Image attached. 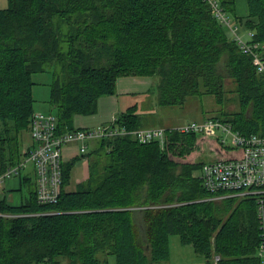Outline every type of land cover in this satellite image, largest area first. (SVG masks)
Returning <instances> with one entry per match:
<instances>
[{"label":"trees","instance_id":"trees-1","mask_svg":"<svg viewBox=\"0 0 264 264\" xmlns=\"http://www.w3.org/2000/svg\"><path fill=\"white\" fill-rule=\"evenodd\" d=\"M219 1L264 57V0H247L246 16L237 14V0ZM48 70L60 132L76 128V114L95 113L119 78L140 75L157 78L162 106L193 96L223 105L231 81L239 109L208 118L264 135V74L208 0H9L0 8V175L34 145L32 75ZM117 124L144 127L138 105ZM198 137L170 132L164 148L103 138L83 155L95 158L74 190L67 186L78 157L63 162L57 203L40 204L36 183L20 203L0 198V264H109L110 255L117 264H153L170 258L172 234L206 263L219 254V264H261L256 201L211 199L196 175L204 163ZM209 144L219 157L239 153Z\"/></svg>","mask_w":264,"mask_h":264},{"label":"built area","instance_id":"built-area-1","mask_svg":"<svg viewBox=\"0 0 264 264\" xmlns=\"http://www.w3.org/2000/svg\"><path fill=\"white\" fill-rule=\"evenodd\" d=\"M214 14L234 34L242 51L253 56V63L259 73L264 74V57L257 51L258 44L247 42L239 34L236 24L223 10L219 0H208ZM233 23V24H232ZM251 34V33H250ZM252 35V34H251ZM177 131L182 134L195 133L212 142L216 140L222 147L239 152L233 156L217 157L202 164L200 174L204 187L212 194L211 199L229 197L254 198L259 225V244L256 256L264 264V135L244 134L233 124L219 118L191 120L174 127H140L128 129L117 124V118L91 127H76L59 131L58 115L52 112L35 111L31 121L33 147L17 165L11 166L0 175V183L6 178L19 175L21 170L32 165L40 204L57 203L63 185L64 148L78 146L80 154H86L97 140L130 136L141 143L158 141L165 146L166 136ZM221 256L214 254L207 264H219Z\"/></svg>","mask_w":264,"mask_h":264},{"label":"rangeland","instance_id":"rangeland-1","mask_svg":"<svg viewBox=\"0 0 264 264\" xmlns=\"http://www.w3.org/2000/svg\"><path fill=\"white\" fill-rule=\"evenodd\" d=\"M240 2L242 0H239ZM0 8L7 7L9 5V0H0ZM231 17V15H230ZM232 18H234L232 16ZM233 24V23H232ZM228 26V25H227ZM239 34H241L245 39L246 29L243 25H239ZM230 29V28H229ZM231 30V29H230ZM126 78H119L117 81V92H121L125 87H134L138 95L130 97L133 104L138 105V109L144 118V127H174L176 125L185 123L191 120H204L208 117L215 115L219 110L235 111L239 109V104L237 97L235 95L234 85L231 81L228 82L227 89V100L223 105L216 104L210 97H190L185 104L173 105V106H162L159 103V93L157 89V78L153 76H140V75H127L123 76ZM54 78V73L52 70L37 72L32 75V79L35 82L33 86V95L35 98V111L41 112H52L56 114V108L52 106L51 100V84ZM147 80L146 84H140L141 81L133 82L134 80ZM124 80V81H123ZM125 82V83H124ZM126 89V88H125ZM114 95H103L99 98L98 110L89 115L76 114L74 117L75 127H81V123L78 117L86 118L88 121L86 126L98 125L103 119L109 116L108 111H113L116 109L114 107L109 110V99ZM127 97H121L120 107L125 109ZM118 109V108H117ZM120 109V108H119ZM120 110H117V113ZM30 139V136H29ZM199 145H202V150L199 151L197 157L198 160L203 162L213 161L218 157V153L215 149L211 147L209 141L205 138L199 136L196 141ZM78 157L75 160V164L72 169L71 180L67 186L69 190H74L77 188V184L85 180L89 175V165L94 160L92 156H83L78 151V146H66L64 148V159L69 161L74 157ZM202 173L201 168L196 170V175ZM28 175L31 180L25 181L24 177ZM32 165L29 164L28 167L21 170L19 175H14L10 178L21 177L22 187L13 188V192L17 195L14 200L15 203H20L21 195L24 197L29 194L30 188L35 184V178L33 176ZM9 178L4 180L7 181ZM12 191L11 188L7 187L6 193ZM170 258L165 261L155 262L153 264H207L206 259L199 253H197L194 247L190 244H184L181 242L179 235L172 234L170 236ZM42 264H70L68 259H61L57 263H42ZM109 264H117L115 255L109 256Z\"/></svg>","mask_w":264,"mask_h":264},{"label":"crops","instance_id":"crops-1","mask_svg":"<svg viewBox=\"0 0 264 264\" xmlns=\"http://www.w3.org/2000/svg\"><path fill=\"white\" fill-rule=\"evenodd\" d=\"M0 4L4 5V3H0ZM1 8H5V7L1 6ZM248 13H249V9H248L247 0H242L241 2L239 0H237V14L239 16H246ZM121 78H126V77H121ZM139 81H141L140 84H146L147 83V80H143V79L142 80L137 79V80H134L133 82L139 83ZM125 88H123L122 91L119 93L116 92L118 94L115 95V98L112 97L111 99H109V110H112L114 107H116V109H113V111H111V112L108 111L109 116L106 117V119H103L102 122L99 123L98 125L107 123V122L111 121L113 118H117L122 111L126 110L129 106L133 105L132 101L130 100V97H133L134 95H138L139 93L136 92V88H134V87H125ZM121 97H127L125 107H124L125 109H121V107H120ZM117 110H120L119 111L120 113H117ZM78 120L81 123V127H89V126H86V123L88 121L86 118L78 117ZM94 126H97V125H94ZM70 146H74V145H70ZM33 174H34V170H33ZM26 176H28V175H26ZM33 176L35 178V174ZM20 186L22 187V178L21 177L9 178L7 181L1 182L0 183V198L4 197V198H7L9 201L14 202L17 195L13 192L15 190L13 188H17ZM7 187L11 188L12 191L6 193ZM25 199H26V196L24 197L23 195H21V200L24 201Z\"/></svg>","mask_w":264,"mask_h":264}]
</instances>
